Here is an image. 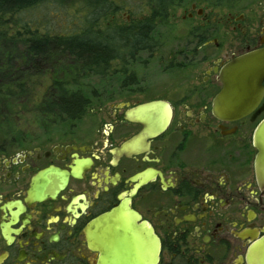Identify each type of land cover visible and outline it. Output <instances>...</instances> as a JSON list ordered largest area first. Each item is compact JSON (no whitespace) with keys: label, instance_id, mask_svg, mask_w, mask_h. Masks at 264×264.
Masks as SVG:
<instances>
[{"label":"flooded vegetation","instance_id":"af4514ba","mask_svg":"<svg viewBox=\"0 0 264 264\" xmlns=\"http://www.w3.org/2000/svg\"><path fill=\"white\" fill-rule=\"evenodd\" d=\"M212 1L187 3L183 37L175 40L161 29L185 0L90 5L98 27L123 12L122 24L91 32L112 37L78 41L121 48L119 70L79 74L95 96L81 118L25 137L20 147L0 146V264H99L90 231L122 204L159 238V264H264L254 144L264 81L244 114L215 106L222 70L264 49V0ZM222 8L227 16L219 20ZM169 45L183 50L157 55ZM156 61L163 71H143ZM35 75L48 95L64 74Z\"/></svg>","mask_w":264,"mask_h":264},{"label":"trees","instance_id":"16d2710c","mask_svg":"<svg viewBox=\"0 0 264 264\" xmlns=\"http://www.w3.org/2000/svg\"><path fill=\"white\" fill-rule=\"evenodd\" d=\"M48 1H57L63 10H68L66 7L75 0H0V146L17 148L23 145L25 137L41 135L38 132L28 135L22 130L26 125L20 122L25 114L32 116L33 126L39 132L53 129L62 121L81 118L86 104L95 96L83 83L89 77L79 74L106 73L118 65L121 48L78 42L113 36L107 32L92 35L96 24L91 21L92 25L80 34L60 35L43 31L21 17L15 20L18 14ZM81 1L90 10V0ZM43 71L64 74L53 78L58 92L48 95L35 92L43 80L35 73ZM74 89L84 92L69 91Z\"/></svg>","mask_w":264,"mask_h":264},{"label":"water","instance_id":"95a60500","mask_svg":"<svg viewBox=\"0 0 264 264\" xmlns=\"http://www.w3.org/2000/svg\"><path fill=\"white\" fill-rule=\"evenodd\" d=\"M223 91L216 98L218 112L235 116L256 103L263 90L264 49L251 52L228 64L221 72ZM248 112V111H247ZM257 180L264 192V120L256 128ZM93 249L101 252L99 264H159L161 242L138 215L122 204L104 215L90 231Z\"/></svg>","mask_w":264,"mask_h":264},{"label":"rangeland","instance_id":"374dc122","mask_svg":"<svg viewBox=\"0 0 264 264\" xmlns=\"http://www.w3.org/2000/svg\"><path fill=\"white\" fill-rule=\"evenodd\" d=\"M71 1V0H69ZM193 0H185V5H182L181 7L174 8L172 11L173 18L169 22V27H163L161 29L162 35L164 36V39H182V15L184 9L187 7V3H190ZM209 2H213L212 0H208ZM90 4L98 2V0H90ZM126 5L133 4L136 2V0H125ZM207 0H202V7L206 5L205 3ZM87 5H85V2L81 0H75L72 1L71 4H69L66 9L63 10V6L59 5V2L54 1H48L44 4H37L33 8L26 10L15 18V20L18 19V17L23 19L25 22L30 23L31 25H38L41 30L50 32L51 34H60V35H71L74 34L76 31H79V28L82 27L83 29L89 28L92 24L90 21L92 19H96V16L93 18L92 15L89 13V10L86 9ZM243 7H246V4L243 3ZM122 13L118 14L114 18L112 16H108L105 19L101 20L100 27L96 26L95 29L103 30L106 27H109L108 25H116L118 22L120 24L123 23L122 20ZM217 19L224 20L227 16V10L222 8L221 10H218L217 12ZM132 17L138 18L139 16L136 13H132ZM100 18V17H99ZM185 25V24H184ZM12 29V28H11ZM177 31H176V30ZM174 30L176 32H174ZM12 33V32H11ZM94 37V36H93ZM183 50L182 47H176L174 45H169L166 48L162 49L161 52L158 51V56H176L178 55L179 51ZM162 63L160 61L153 62L147 67H143V71H150V72H159L163 71L162 69ZM118 66V65H117ZM114 66L113 71H118L119 67ZM142 66V65H140ZM145 66V65H143ZM139 71L142 72V69H139ZM198 71H201V68L198 69ZM43 81L39 82V88L36 89V93L41 95L43 87ZM21 125H26V127L22 126V130L27 132L28 135H32L31 133L39 132L38 128L36 126H33L34 121L31 115L25 114V119H22L20 122ZM37 137V136H32Z\"/></svg>","mask_w":264,"mask_h":264}]
</instances>
